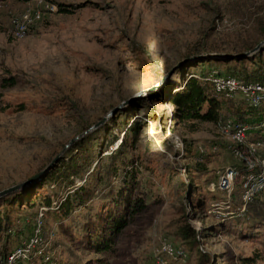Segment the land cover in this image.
I'll use <instances>...</instances> for the list:
<instances>
[{
  "label": "rangeland",
  "instance_id": "374dc122",
  "mask_svg": "<svg viewBox=\"0 0 264 264\" xmlns=\"http://www.w3.org/2000/svg\"><path fill=\"white\" fill-rule=\"evenodd\" d=\"M57 1L80 7L46 13L20 38L11 17L36 1L0 0V191L64 152L48 183L0 199V222L15 230L2 232L0 255L31 235L38 200L58 195L70 202L48 215L46 240L61 260L53 264H159L164 241L187 253L169 264H264L263 199L243 211L239 182L230 199L208 189L219 170L240 161L215 122L175 120L169 102L192 74L228 71L225 63L179 62L248 52L264 40V0ZM246 59L249 70L264 64V46ZM131 124L137 136L126 133ZM121 214L127 225L97 253L92 242ZM187 225L195 239L183 237Z\"/></svg>",
  "mask_w": 264,
  "mask_h": 264
},
{
  "label": "built area",
  "instance_id": "2783aa9c",
  "mask_svg": "<svg viewBox=\"0 0 264 264\" xmlns=\"http://www.w3.org/2000/svg\"><path fill=\"white\" fill-rule=\"evenodd\" d=\"M34 1L36 2L33 5L29 2L23 12L12 15L11 24L15 36L24 37L46 13L57 11V7L48 4L46 0ZM206 79L213 83L217 91L224 92L228 97L239 98L253 107L264 105V81L243 82L234 76L220 75L216 70H213ZM216 126L220 139L227 142V148L240 161V165L225 166L219 170L217 181L212 182L208 189L212 192H223L230 199L236 183L239 182L244 211L256 198L264 200V122L252 127L228 118L219 121ZM174 138L178 148L183 151L182 138L177 134ZM200 149L205 152L204 147L200 146ZM217 149V145L212 147L213 151ZM52 209L47 206L39 208L33 235L7 254L0 255V264H29L34 261H40V264H53L57 251L50 250L49 240L42 235L45 217ZM186 255L182 247L164 241L157 251V262L169 264V260H179Z\"/></svg>",
  "mask_w": 264,
  "mask_h": 264
},
{
  "label": "trees",
  "instance_id": "16d2710c",
  "mask_svg": "<svg viewBox=\"0 0 264 264\" xmlns=\"http://www.w3.org/2000/svg\"><path fill=\"white\" fill-rule=\"evenodd\" d=\"M29 1L31 0H27V2ZM46 2L50 5H55L57 7L58 12H74L75 8L80 7V5L66 4L64 2H60L57 0H46ZM246 60H247L246 58H235V59H215V60L205 59L198 61V63H202L203 66L205 67L207 65L206 63L213 62L215 63V66H217V64L219 63H225V65H227L226 67L228 71L223 73L221 70L213 67L212 69H209L207 72L195 73L192 74L190 77H188L185 81L184 86L176 90L174 94H171V96H169V102L173 103L172 117L178 121L199 120V121L215 122L216 124L219 121H223L228 118H233L237 121L246 123L252 127L264 122V105L261 107H253L246 104L243 100L239 98L228 97L224 92L217 91L213 83L206 79L213 70H216L220 75L234 76L243 82L264 81V64L255 63L253 69L249 70L248 67L245 65ZM233 62L235 64L229 65L230 63ZM238 64L240 66H238ZM135 126L133 127V124H131L127 128L126 133L128 132V130L134 131L136 133L135 135L137 136L139 129H137ZM122 144H124V141L122 142ZM75 145L78 146V144ZM52 173L53 171H51V173L48 172L45 176L42 177V179L38 180V182L32 185L36 186L38 183L39 184L46 183V181L48 183V181H50V178H53ZM75 174L77 175L78 173L76 172ZM64 175H66V180H69L70 183L72 184L75 183L73 182V180H71L70 175L66 173H64ZM83 185L80 186L78 189L83 188ZM54 198L57 200L56 202L54 201L55 200ZM68 199L69 196L60 198L57 195V196H52L51 198L50 196H47L45 198L42 199L40 198V200H38V203L40 204L38 205V211L41 206H47L53 208L52 211L48 212L47 216L45 217L44 229L42 232V235L45 239L47 238L46 224L49 218L48 216L49 213L58 215L59 212H61V210L63 209L64 205L65 204L67 205L70 202V201L67 202ZM54 203H56V205H54ZM127 223L128 220L126 214H121L118 218L113 219L112 222H108L107 230L105 229L106 232L105 237L102 236V238L100 239L97 238L98 240H95L96 242L95 241L92 242L94 243L95 251L97 253H100L111 248L115 235L119 231H121L127 225ZM35 225H36V217L33 223L32 233L27 239H29L33 235ZM4 226H2L0 222V236L2 232L5 230L11 233H15V230H13L14 225H10V223H8ZM182 235L185 239L196 238L195 230L190 225L186 226V228L183 230ZM93 239L94 238H91V240ZM55 260L61 262L59 258H55ZM91 260H93V262ZM84 264H104V263L100 259L99 260L90 259L87 260L86 263Z\"/></svg>",
  "mask_w": 264,
  "mask_h": 264
},
{
  "label": "water",
  "instance_id": "95a60500",
  "mask_svg": "<svg viewBox=\"0 0 264 264\" xmlns=\"http://www.w3.org/2000/svg\"><path fill=\"white\" fill-rule=\"evenodd\" d=\"M264 46V40L258 44L254 49L248 51V52H243V53H238V54H228V53H210V54H200V55H196L193 56L191 58H188L187 60L181 61L179 62V64L176 67H179L180 65H182L183 63L189 61V60H205V59H235V58H247L249 56H251L253 53H255L256 51L260 50L262 47ZM175 67V68H176ZM175 68H173L171 71L167 72L166 75L162 78V80L160 81V83L158 85L152 86L151 88H149L147 91H153L154 89H156L158 86L163 85L173 74V72L175 71ZM142 93H140L137 96H140ZM132 98L123 101L121 104H119L118 106H116L115 108H113L108 114L107 116L101 120L100 122H98L97 124L93 125L92 127L89 128L88 131L93 130L96 127H99L106 119L108 116L116 113L118 110H120L124 105H126L127 103H129L131 101ZM88 131H85L84 133H87ZM83 134L73 138L70 143L68 145L65 146V148H68L70 145H72L76 140H78L80 137H82ZM63 153H60L58 156H56L52 162L45 168V170L41 171L40 173H38L37 175L29 178L28 180L13 185L9 188L3 189L0 191V199L17 191L20 190L26 186H29L30 184H34L36 182H38V180L42 179L43 176H45L48 172L51 171V169L60 161V159L63 156Z\"/></svg>",
  "mask_w": 264,
  "mask_h": 264
}]
</instances>
